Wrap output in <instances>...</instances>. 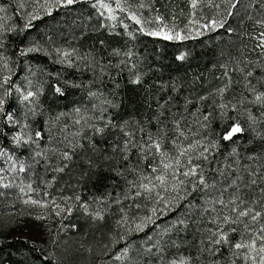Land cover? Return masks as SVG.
Listing matches in <instances>:
<instances>
[{"label":"trees","instance_id":"16d2710c","mask_svg":"<svg viewBox=\"0 0 264 264\" xmlns=\"http://www.w3.org/2000/svg\"><path fill=\"white\" fill-rule=\"evenodd\" d=\"M106 1L113 8L115 20L96 5V0H81L80 3L54 9L51 15L39 7L44 0H0V5L7 7L6 12L0 13V83L5 77H10L8 84L0 88V95L4 89L12 93L7 97L5 109L10 110L18 122L9 124L0 120V148L7 150L20 163L32 165L31 169L21 172L15 188L7 190V193L0 192V209H16L20 200L24 203L37 200L47 205H53L55 200L67 207V212L62 213L61 225L56 228L57 246L10 237L3 233L0 220V264H135L139 253L153 243L161 229L176 224L187 211L186 201L172 210H163L162 203L155 205L142 201L140 208L133 207L128 215L139 223L141 218L152 215L153 207H158L163 211L153 216L155 222L147 224L142 231L130 232L126 228H134L131 221L127 226L119 224L120 207L131 201H125L124 205L113 203L117 196L122 198L128 187L124 177L117 173L122 167H133L137 157L133 154L125 163L119 154L113 153L110 147L113 141L107 137H96L99 150L95 153L78 150L62 173L52 171L58 160L50 165L46 157H35V151L51 147L53 138L65 134L71 138L74 132L87 131L86 125L82 127L73 123L79 118L74 112L75 107H90L92 103L99 102L89 97L87 86L91 85V91L99 88L104 93L100 99L107 98L120 105L119 108L109 109V114L117 123L140 121L145 131L154 135L157 132L155 117L161 111L157 101L163 102L169 97L172 98V113L183 116L186 121L183 126L190 138L189 126L198 132H206L209 139H219L236 120L249 123L245 109L264 119L261 117L264 109L259 105L247 101L239 103L242 94L249 100L253 98L243 87V75L239 69L252 70L255 78L264 77V50L257 47L261 42L259 34L264 31V27L257 22L264 19V5L259 0H242L237 8L231 9V16L226 15L229 9L223 0H215L220 8L206 7L208 0H203L195 10L191 7V0H120L126 9L124 12L116 8L115 0ZM20 3L25 5L23 9L19 8ZM29 12L38 13L40 18L25 28V14ZM130 13H135L142 21L152 22L146 27L155 28V17L160 16L169 27L190 28L192 38L166 41L145 35L138 30L139 25L127 18ZM217 13L218 19L225 20L224 26L214 31L203 30V34L197 36L198 25H190L189 21L195 19L205 23ZM100 41H103L102 45ZM28 48L37 51L26 52ZM21 52L25 54L21 55ZM65 52L71 53V56L65 58ZM126 53H131V57ZM182 54L185 59H177ZM67 59H71L72 66L68 65ZM133 64V71L143 74L142 84L129 83L132 77L129 68ZM101 65L108 73L102 86L96 79ZM222 65H227L234 81H240L233 83L223 94V100L217 91L228 83ZM233 69L237 71L232 72ZM66 82L85 87H65L64 96L55 93L54 87H64ZM116 84L119 88L115 87ZM17 88L24 93L35 91L38 95L34 100L23 101ZM259 90L264 91V88ZM220 103L229 104L224 115L218 107ZM232 105H236V111L232 110ZM208 113H211L209 126L203 129L200 127L202 114ZM65 124L67 133L61 131ZM254 127L257 131H264V123H257ZM35 131L44 134L39 148L31 143L16 144L12 140L14 134L21 133L27 139ZM171 135L169 131L168 137ZM254 136L255 133L249 131L233 138L240 142L241 156L253 152L264 155V141L255 139L253 143H248ZM219 145L216 159L224 164L225 157L236 145L223 139H219ZM104 156L109 159L102 158ZM33 159L39 162L33 163ZM89 159L92 160L91 166ZM242 163H251L252 167L259 168L264 160L249 162L245 159ZM128 179L132 176L128 175ZM76 196L80 197V201L74 199ZM253 196L259 198L258 189L254 190ZM68 197L73 199L65 203ZM82 202L88 204L87 210ZM196 202L200 203L199 197ZM97 211L102 213L103 220L93 219ZM260 223L264 224V219ZM195 227L190 223L186 231L177 233L173 230L170 233L178 243L183 242L179 252L191 256L193 264H231L234 257L227 246L216 256L200 251L204 247L200 244L206 236L204 229L212 225L205 224L200 231H195ZM258 227L259 224L255 225L254 230ZM240 231H244L242 227ZM231 238L239 239V233L232 234ZM244 238L248 239L247 233H244ZM163 239L167 240L169 236L165 235ZM170 251L176 252L175 249ZM143 264H149V261L144 260ZM150 264H156L155 258ZM236 264H244L243 259H237Z\"/></svg>","mask_w":264,"mask_h":264},{"label":"snow or ice","instance_id":"6c2138e0","mask_svg":"<svg viewBox=\"0 0 264 264\" xmlns=\"http://www.w3.org/2000/svg\"><path fill=\"white\" fill-rule=\"evenodd\" d=\"M80 2L81 0H44L42 4H39V7L46 14L51 15L54 9L68 7ZM223 2L229 9L226 15L231 16L233 15L231 9L237 8L242 0H223ZM115 3L116 8L121 12L126 10L120 0H115ZM201 3H203V0H191L192 9H197ZM259 3L264 5V0H259ZM96 5L102 9H107L110 14L113 13L111 5L104 3V0H96ZM205 6L209 8L221 7V5L215 3V0H208ZM24 7L23 3L19 4L20 9ZM6 11L7 7L0 5V13ZM218 16L219 13L209 18L205 23L193 19L189 21V24L198 25L195 34L199 36L203 34V30L214 31L224 26L225 20L218 19ZM25 18L24 27L28 28L31 26L32 21L39 19L40 16L38 13L29 12L25 14ZM127 18L139 25L138 30L148 36L159 37L166 41H182L192 38L190 28L183 30L175 25L169 27L160 16L155 17V28L146 27V25H151L152 22L142 21L135 13H130ZM110 19L115 20L116 16L111 15ZM257 22L264 27V19ZM124 27L127 29L128 25L125 24ZM259 39L261 42L257 47L264 50V31L260 32ZM100 43L102 45L103 41H100ZM33 51H37V49L28 48L26 50V52ZM24 54L25 52H21V55ZM115 54L118 55L119 53L116 52ZM63 55L65 58H69L71 53L65 52ZM126 55L129 58L131 57V53H126ZM177 59L184 60L185 56L182 54ZM67 63L72 66L71 59H67ZM5 67H7V63H5ZM222 67L225 68L224 76L227 78L228 83L217 90L221 100H223V94L229 90L233 83H240L238 80H233L227 65H222ZM134 68V64L129 68L132 73L129 83L133 85L142 84L143 74L133 71ZM235 71L237 69L232 70V72ZM239 71L243 75L245 91L253 96L249 100L247 96L242 94L239 103L243 104L247 101L264 109V91L259 90V88H264V77L255 78L252 70L241 68ZM105 76H108V73L105 67L101 65L96 75V79L100 81L101 86ZM253 79H255V83H253ZM9 80L10 77H5L3 83H0V88L8 84ZM69 86L75 88L85 87L79 83L66 82L64 87L55 86L54 91L58 95L64 96L65 87ZM87 87H89V97L95 98L99 102L92 103L90 107H75L74 112L79 118L73 122L74 125H81L82 127L86 125L87 131L74 132L71 138L67 134L62 137H55L50 141L51 147L43 151H35V157H46L50 165L58 160L59 162L52 168V171L62 173L69 167V162L77 155L78 150L86 149L93 153L99 150L96 137L111 139L113 142L110 147L113 153L119 154L120 159L125 163H128L130 157L135 154L137 157L135 165L130 168L122 167L117 173V175L124 177L128 186L127 191L123 193L122 198L117 196L113 201L114 204L118 205H124L125 201H131V203L120 207L121 219L118 221L119 224L125 226L129 225L131 221L134 228L127 227L126 230L129 232L133 230L142 231L147 224L155 222L153 216L159 211L172 210L186 201L185 208L187 211L184 215L176 221V224L161 229L153 243L139 253V259L135 264H143L144 260H148L150 264L152 258H155L156 264H193L191 256L179 252L180 244L183 242L178 243L177 239L170 235L173 230L177 233L186 231L190 223L196 226L195 231H200L205 224L212 225V227L204 229L206 236L200 241V244L204 246L200 248V251H207L216 256L223 247L227 246L234 257L231 264H236L237 259H243L244 264H249V262L251 264H264V224L260 223L264 219V164L256 168L252 167L251 163H242L245 159L249 162L264 160V155L253 152L241 156L239 152L240 142L233 139L251 131L255 133V136L248 141L249 144L253 143L255 139L264 141V131H257L254 127L257 123H264V119L258 118L251 111L245 109L249 123L236 120L227 132L219 137V139L225 141H232L236 145L225 157L226 163L220 164L217 162L215 155L219 151V139H209L206 132H198L189 126L188 131L192 133L190 138L183 126L186 125L183 116L174 115L171 111V97L163 100V102L157 101L161 111L155 117L157 132L154 135L151 131H145L140 121L125 120L117 123L109 114V109L119 108L120 105L107 98L100 99L104 96V93L99 88L96 91H91V85ZM115 87L119 88V84H116ZM16 91L21 92L19 88ZM11 94L8 89H4L3 94L0 95V120L9 124H17L18 122L14 119L13 113L5 109L7 97ZM37 95L38 93L35 91L21 92L23 101L34 100ZM201 99H206V97H201ZM186 103H191V101ZM218 107L221 109V114L224 115L229 108V104L220 103ZM231 107L233 111L237 110L236 105ZM88 113L92 114L87 115ZM170 116L172 117L171 120H169ZM210 116L211 113L202 114L201 128H208ZM261 117H264V112H261ZM58 119L59 117H57ZM61 131L67 133V124ZM169 131L172 133L171 137H168ZM77 137H80V139H77ZM43 138L44 134L41 131H35L29 134L27 139L21 133H17L13 135L12 140L16 144L31 143L39 148V141ZM262 148H264V145H262ZM0 158H6L11 162L9 168H0V186L6 188L8 184L3 183L6 178L5 174L16 170V161H13V158L8 155L4 148H0ZM102 158L109 159L106 156ZM38 162L33 159V163ZM88 163L91 166L92 160L89 159ZM141 165H144V167H141ZM31 167V164L20 163L18 170L19 172H25ZM128 175H131L132 179H128ZM28 187L31 189V185H28ZM257 189L259 191L258 199L253 196L254 190ZM161 193H164V195H161ZM189 197H192V199H189ZM197 197L200 198V203L196 202ZM69 199L73 198H65V203ZM74 199L80 201L79 196L74 197ZM142 201H150L155 205L162 203L164 209L153 207L151 216H145L140 219L139 223H135V220L128 213L133 207L140 208V202ZM25 203L41 207L48 206L46 203L37 200H28ZM52 204L55 206L57 215L65 211L55 200L52 201ZM82 206L85 210L89 207L86 202H82ZM93 219L103 220L104 216L97 211L93 215ZM257 224H259V227L254 230V226ZM241 227L244 230L243 232L240 231ZM234 233H239V239L233 240L231 238ZM244 233L248 234L247 240L244 238ZM165 235L169 236V239H163ZM149 239L152 238L149 237ZM154 249L155 251H153ZM171 249H175L176 252L172 253ZM124 251L127 252V249ZM213 264H217V262H213Z\"/></svg>","mask_w":264,"mask_h":264},{"label":"rangeland","instance_id":"374dc122","mask_svg":"<svg viewBox=\"0 0 264 264\" xmlns=\"http://www.w3.org/2000/svg\"><path fill=\"white\" fill-rule=\"evenodd\" d=\"M104 3L109 4L106 0H104ZM103 10L107 16L113 14H110L107 9ZM5 151L8 153L7 150ZM8 155L13 158V161H16V170L5 174L6 178L3 183H7L8 187L0 186V192L5 191V193L8 192L7 190H11L19 184L21 174L18 170L20 162L9 153ZM10 163L6 158H0V168H9ZM0 207H2L1 204ZM60 207L65 209L64 213L67 212V207L62 205ZM15 208L11 209L8 207L7 209H0L2 211L0 220L3 223L1 226L4 228V234L10 237L28 239L44 246H57V238L55 237L57 232L56 228L61 225L63 212L57 215L54 205L41 207L31 203H24L21 200Z\"/></svg>","mask_w":264,"mask_h":264}]
</instances>
